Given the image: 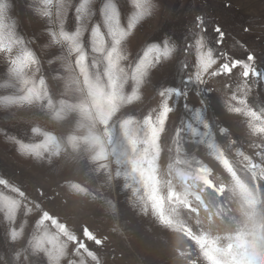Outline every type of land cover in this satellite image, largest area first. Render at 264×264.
Returning <instances> with one entry per match:
<instances>
[{
    "label": "rangeland",
    "instance_id": "1",
    "mask_svg": "<svg viewBox=\"0 0 264 264\" xmlns=\"http://www.w3.org/2000/svg\"><path fill=\"white\" fill-rule=\"evenodd\" d=\"M8 2L12 5L8 15L17 21V36L42 61L40 73L35 72L36 66H31L25 75L35 79L39 86L42 73L55 110L61 100L65 105L61 118L56 119L52 113L44 115L29 105L0 104V127L32 144L43 140L42 135L31 131L38 127L41 133L56 134L61 145L59 154L45 153L37 160L21 155L13 143L0 137V178L26 190L28 196L27 201H21L14 222L16 227H23L25 238L56 232L49 221L37 223L41 212L32 207L36 203L76 235L82 236L87 229L101 241L99 244L88 241L92 256H85L87 264H213L214 259L225 264H264V260L256 259L257 254L264 257V134H253L247 116L227 111L224 101L231 93H226L224 86L228 77L209 78L208 87L217 98V106L206 107L204 115L219 119L222 126L230 129L229 135L216 139L215 154L206 141L200 143L186 128L180 130L179 119L194 124L191 114H185L182 108L157 123L155 129L144 123L148 111L156 107L153 84L178 82L182 75L180 61L191 66L197 59L195 41L188 40L191 50L182 53L174 65L166 64L155 70L153 82L141 86L139 101L121 106L113 116L109 126H114L116 139L126 152L117 163L83 76L75 67H66L63 61H54L56 71H50L53 64L46 62V58L63 53L59 46L47 47L51 25L35 12L42 6L40 0ZM93 3L99 5V0ZM153 3L151 14L138 22L124 42L129 60L122 62V66L131 64L149 42L157 41L163 34L182 42L190 36L196 16L202 17L208 27L202 51L212 49L218 63L222 62L218 57L220 51L234 59H246L251 53L257 63L264 61V0H153ZM121 4L127 9L121 17V26L126 27L135 9L131 0L127 3L121 0ZM216 25L225 33L224 44L219 46L212 31ZM65 26L69 31L75 29L74 9L69 11ZM88 37L86 31L84 39ZM19 51L15 47L13 55ZM68 63L73 61L69 59ZM9 67L0 53V98L22 94ZM240 71L239 67L233 69L237 77ZM90 76L92 79L99 76L100 83L108 87L102 70L91 68ZM131 83L124 89L126 94L130 93ZM246 99L259 111L264 107V85L252 84ZM129 116L136 121L129 133L137 141L135 150L120 128V121ZM70 137L76 140L70 142ZM96 138L104 143L105 159H94L100 150L94 142ZM224 159L231 171L223 164ZM38 190H43L44 197L34 200ZM0 196L20 199L11 187L3 185ZM250 199L255 203L250 204ZM4 215L0 205V234L7 224ZM0 264H8V257L0 260ZM28 264L40 261L30 257Z\"/></svg>",
    "mask_w": 264,
    "mask_h": 264
},
{
    "label": "snow or ice",
    "instance_id": "2",
    "mask_svg": "<svg viewBox=\"0 0 264 264\" xmlns=\"http://www.w3.org/2000/svg\"><path fill=\"white\" fill-rule=\"evenodd\" d=\"M41 7H37L35 12L41 17L47 18L46 23L51 25L48 29L49 43L47 47L59 46L63 56L53 54L51 59L46 58V62L53 64L51 72H55L54 61H63L69 69L75 67L83 76L87 86L88 94L93 104L97 108L98 114L105 127V136L111 146V154L117 163L121 162V157L126 155L122 150L119 140L116 139L115 128L110 127L113 116L117 115L121 106L128 105L141 99V86L145 83H152L155 70L164 67L166 64H175L182 53L189 52L191 45L189 39L195 41L198 53L193 65L185 61H180L179 67L182 75L178 82H161L153 84L156 107L148 111L144 117V123L155 129L157 123H162L169 118L170 113L182 108L185 114L190 113L193 123H185L179 119L180 130L187 129V132L199 139L200 143L207 142L209 148L217 151L216 139L230 134V129L222 126L219 119L212 120L204 115L206 107L217 106V98L208 87L209 78L225 76L228 83L224 86L226 93H231L224 101L227 111L230 113L243 114L249 118V126L253 134H264V107L259 111L249 105L248 96L252 84L264 85V61L257 63V58L249 53L246 59H234L224 51L218 53L219 59L213 56L212 49L203 52L205 37L208 35L206 21L196 16L190 29V36L182 42L173 39L169 34H163L157 41L149 42L142 54L133 58L131 64L122 66V62H127L129 57L125 53L124 42L129 37L138 22L149 16L155 8L153 0H131L135 9L128 19L127 26H121L122 13L127 9L121 4V0H99V5L93 0H40ZM127 3V0H124ZM227 6V5H226ZM12 5L8 0H0V53L4 54L8 64L9 72L20 84L18 95H7L0 98V104L7 107L9 105H29L39 112L48 115L52 113L56 119H60L65 105L61 100L60 107L55 110L54 101L49 91L45 88V79L41 73L38 84L35 79H29L25 75V70L31 66L35 67V72H41V59L37 54L25 46V40L16 34L17 21L9 17L8 13ZM74 9L76 27L74 30H66V17L70 10ZM89 33L88 40L84 39L85 32ZM215 34V44L223 45L225 33L219 25L213 28ZM247 31V29H245ZM18 47L19 54L13 55V49ZM91 53V59L89 54ZM71 59L72 64L68 61ZM215 66V67H214ZM242 69L238 77L233 69ZM95 68L99 72L103 71L104 77L108 81V87L100 83V78L92 79L90 69ZM131 81L130 93L126 94L124 89ZM234 86V87H233ZM71 109V105L67 106ZM86 110V109H85ZM155 114V120L153 118ZM136 121L129 116L120 121V128L126 140L131 142L133 150L137 141L129 135L131 126ZM32 133L40 134L43 137L41 143H26L23 139L17 138L6 127H0V137L13 143L16 150L24 156H32L35 159H42L45 153L57 155L61 151L56 134L52 132L41 133L40 128L33 127ZM76 137H70V142ZM99 145L100 150L94 159H105L104 143L96 138L94 141ZM73 147L76 145L73 143ZM225 167L229 168L227 159L223 160ZM203 171V170H202ZM210 183V182H208ZM0 185L11 187V190L18 194L20 199L0 196L7 221L5 230L0 234V260L8 257V264H28L30 257L40 261V264H87L85 256H92V250L88 246V241L99 244L101 241L92 236L87 229L82 236L76 235L69 230L65 223H61L54 215L43 210L39 204L33 203L32 207L39 208L41 212L38 224L49 221L56 229L54 234L45 232L43 235H31L25 238L23 227L15 226L17 210L21 209V201H27L26 190L10 185L9 181L0 178ZM39 195L35 199L44 197L43 190H38ZM251 197V193L248 194ZM254 204L253 199L249 200ZM30 211V209H28ZM63 238V239H61ZM23 241V244H21ZM231 249V245L229 246ZM258 261L264 260L257 254ZM213 264H225L224 261L213 260Z\"/></svg>",
    "mask_w": 264,
    "mask_h": 264
}]
</instances>
